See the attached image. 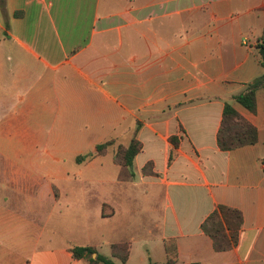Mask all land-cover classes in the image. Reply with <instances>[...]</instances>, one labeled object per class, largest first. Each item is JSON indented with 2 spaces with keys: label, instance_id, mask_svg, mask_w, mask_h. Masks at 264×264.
<instances>
[{
  "label": "crops",
  "instance_id": "1",
  "mask_svg": "<svg viewBox=\"0 0 264 264\" xmlns=\"http://www.w3.org/2000/svg\"><path fill=\"white\" fill-rule=\"evenodd\" d=\"M263 29L264 0H0V264L118 243L126 264H264V90L234 100ZM227 103L258 144L219 148ZM113 139L142 143L131 167L77 162ZM218 205L244 219L226 252L201 228Z\"/></svg>",
  "mask_w": 264,
  "mask_h": 264
},
{
  "label": "trees",
  "instance_id": "2",
  "mask_svg": "<svg viewBox=\"0 0 264 264\" xmlns=\"http://www.w3.org/2000/svg\"><path fill=\"white\" fill-rule=\"evenodd\" d=\"M3 1L1 0V3ZM257 50L259 64L264 68V29L258 40ZM260 90H264V75L248 84L242 93L234 97V100L248 111L255 113L257 111V92ZM171 141L174 142V138H171ZM258 142L259 136L256 127L243 118L231 104L227 103L217 134L219 148L222 151H234L255 146ZM115 144V139L99 144L95 153L79 156L77 162H88L96 156L106 155ZM141 150L142 143L136 139H133L129 146L119 144L114 150V161L118 165L131 167ZM143 171L145 174H153L152 164L146 165ZM243 222L241 211L225 205H218L202 223L201 228L211 238L216 252H226L238 245ZM69 251L75 260H82L86 264H117L115 259L119 261V264H126L130 255V246L128 243L113 244L111 258L97 254L93 247L76 246L71 247ZM94 254H97L96 258H93ZM165 264H177L176 258L171 257Z\"/></svg>",
  "mask_w": 264,
  "mask_h": 264
},
{
  "label": "rangeland",
  "instance_id": "3",
  "mask_svg": "<svg viewBox=\"0 0 264 264\" xmlns=\"http://www.w3.org/2000/svg\"><path fill=\"white\" fill-rule=\"evenodd\" d=\"M128 142H129V141H128ZM124 143H127V141L124 140V141L121 142V141H117V140H116V144H115V146H113L111 149L115 150L116 147H117L119 144L125 146ZM109 158H110V156H108V158H107L108 160L106 159L105 162H106V161H109ZM75 164H76V163L72 162L70 165H75Z\"/></svg>",
  "mask_w": 264,
  "mask_h": 264
}]
</instances>
